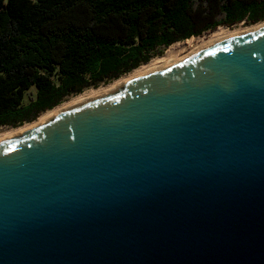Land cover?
I'll return each mask as SVG.
<instances>
[{
	"label": "water",
	"instance_id": "1",
	"mask_svg": "<svg viewBox=\"0 0 264 264\" xmlns=\"http://www.w3.org/2000/svg\"><path fill=\"white\" fill-rule=\"evenodd\" d=\"M0 264H264V26L0 141Z\"/></svg>",
	"mask_w": 264,
	"mask_h": 264
},
{
	"label": "trees",
	"instance_id": "2",
	"mask_svg": "<svg viewBox=\"0 0 264 264\" xmlns=\"http://www.w3.org/2000/svg\"><path fill=\"white\" fill-rule=\"evenodd\" d=\"M263 20L264 0H0V128L33 122L192 37Z\"/></svg>",
	"mask_w": 264,
	"mask_h": 264
},
{
	"label": "bare ground",
	"instance_id": "3",
	"mask_svg": "<svg viewBox=\"0 0 264 264\" xmlns=\"http://www.w3.org/2000/svg\"><path fill=\"white\" fill-rule=\"evenodd\" d=\"M264 26V22L258 25H254L248 29L242 30V31H237V32H232L229 31L225 27H220L218 30L213 32L211 36L209 37L208 40H195L193 37L183 43H180L178 45H173L169 47L161 56H158L151 60L149 63L144 64L143 66L137 68L131 75L123 78L117 79L112 85H110L106 89H100L98 91H91L90 93L87 94H82L76 98H74L72 101H69L68 103H65L64 105L49 111L39 121L36 123L30 124V125H25L20 128H17L13 132H9L6 135H3L0 137V141L9 139L11 137L17 136L22 134L24 131L27 129H30L36 125H40L44 122H47L48 120L52 119L55 115L58 113L68 110L72 107H74L76 104L87 101L89 99L108 94L111 92L116 91L118 88H120L125 82L131 80L132 78H135L137 76L152 72L154 70L160 69L162 67L168 66L170 64H173L175 62H178L182 60L183 58L195 53L197 50L201 49L202 47L214 44L218 41H221L223 39H226L231 36L239 35L244 32L258 29Z\"/></svg>",
	"mask_w": 264,
	"mask_h": 264
},
{
	"label": "rangeland",
	"instance_id": "4",
	"mask_svg": "<svg viewBox=\"0 0 264 264\" xmlns=\"http://www.w3.org/2000/svg\"><path fill=\"white\" fill-rule=\"evenodd\" d=\"M264 22V20L263 21H261V22H258V23H256V24H253V25H246V24H244V23H240V24H238V25H236V26H234V27H232V28H228V27H225V26H222V27H225V28H227L229 31H232V32H237V31H242V30H245V29H248V28H250V27H252V26H254V25H258V24H261V23H263ZM216 30H218V29H216ZM215 30V31H216ZM215 31H211V32H209V33H206V34H204L203 36H201V37H193L195 40H198V38H199V40H202V39H206V40H208L209 39V37L211 36V34L213 33V32H215ZM191 39V38H190ZM178 45V44H177ZM167 50V49H166ZM164 53V52H163ZM162 53V54H163ZM161 56V55H160ZM156 57H158V56H156ZM156 57H154V58H156ZM153 58V59H154ZM152 59V60H153ZM151 61V60H150ZM149 61V62H150ZM148 62V63H149ZM144 65V64H143ZM143 65H141V66H143ZM141 66H139V67H141ZM138 67V68H139ZM136 70V69H135ZM135 70H133V71H131L130 73H128V74H125V75H123L122 77H120V78H123V77H127V76H129V75H131ZM116 80H114V81H112V82H110V83H107V84H101L99 87H97V88H88V89H86V90H84L81 94H79V95H75V96H72V97H69L68 99H66L63 103H61L60 105H58V106H56L55 108H53L52 110H54V109H56V108H58V107H60V106H62V105H64L65 103H68L69 101H72L74 98H76V97H78V96H80V95H82V94H87V93H90L91 91H98V90H100V89H106V88H108L110 85H112L114 82H115ZM34 93H35V90L34 89H32V90H30L29 92H27V95H26V101L28 100V99H30L33 95H34ZM49 111H51V110H48V111H45V112H43V113H41L39 116H38V118L36 119V120H34L33 122H30V123H25V124H23V125H21V126H19V127H8V126H3V127H1L0 128V137L1 136H3V135H6L7 133H9V132H13L14 130H16L17 128H20V127H22V126H25V125H30V124H33V123H36L37 121H39V119H41V117H43V115H45L46 113H48Z\"/></svg>",
	"mask_w": 264,
	"mask_h": 264
}]
</instances>
